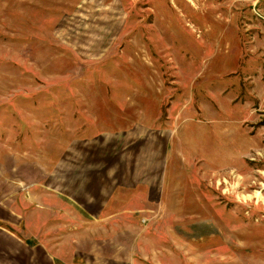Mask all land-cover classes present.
<instances>
[{
	"label": "rangeland",
	"instance_id": "obj_1",
	"mask_svg": "<svg viewBox=\"0 0 264 264\" xmlns=\"http://www.w3.org/2000/svg\"><path fill=\"white\" fill-rule=\"evenodd\" d=\"M108 99L175 130L147 222L171 232L163 263L264 264V0H0V142L15 124L21 149L31 129L35 151L45 133L57 148Z\"/></svg>",
	"mask_w": 264,
	"mask_h": 264
},
{
	"label": "crops",
	"instance_id": "obj_2",
	"mask_svg": "<svg viewBox=\"0 0 264 264\" xmlns=\"http://www.w3.org/2000/svg\"><path fill=\"white\" fill-rule=\"evenodd\" d=\"M108 105L105 117L84 114L86 126L60 125L57 148L44 132V149L35 151L31 129L23 136L30 148L21 149L15 124L4 127L0 264H164L162 254L171 250L157 238L171 232L147 222L171 195L175 130L160 116L147 117L145 103L132 117H119L110 99Z\"/></svg>",
	"mask_w": 264,
	"mask_h": 264
}]
</instances>
